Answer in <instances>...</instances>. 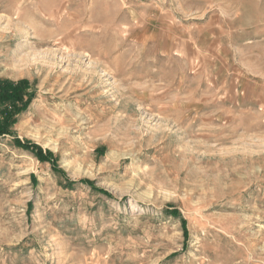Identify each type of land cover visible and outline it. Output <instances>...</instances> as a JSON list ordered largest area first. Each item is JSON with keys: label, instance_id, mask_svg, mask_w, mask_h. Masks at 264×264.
Here are the masks:
<instances>
[{"label": "rangeland", "instance_id": "obj_1", "mask_svg": "<svg viewBox=\"0 0 264 264\" xmlns=\"http://www.w3.org/2000/svg\"><path fill=\"white\" fill-rule=\"evenodd\" d=\"M0 78V264H264V0H0Z\"/></svg>", "mask_w": 264, "mask_h": 264}, {"label": "trees", "instance_id": "obj_2", "mask_svg": "<svg viewBox=\"0 0 264 264\" xmlns=\"http://www.w3.org/2000/svg\"><path fill=\"white\" fill-rule=\"evenodd\" d=\"M34 91L28 87V82L25 79L12 81L6 78H0V135L11 134V127L17 120V115L23 112L31 99L33 98ZM13 142L20 147L31 150L35 156L41 160L51 159V152L45 151L29 142H21L18 138H14ZM55 162V159L53 160ZM53 162V170L58 173V169ZM87 182V181H86ZM72 185V181H69ZM69 184H67L69 186ZM70 187V186H69ZM97 191H102L98 190Z\"/></svg>", "mask_w": 264, "mask_h": 264}]
</instances>
